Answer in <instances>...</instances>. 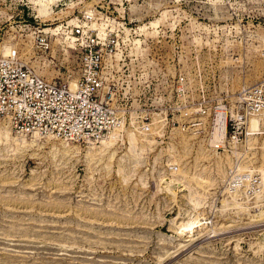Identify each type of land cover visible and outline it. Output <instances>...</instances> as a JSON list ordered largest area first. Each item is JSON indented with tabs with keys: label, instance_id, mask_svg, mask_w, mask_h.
Instances as JSON below:
<instances>
[{
	"label": "rangeland",
	"instance_id": "374dc122",
	"mask_svg": "<svg viewBox=\"0 0 264 264\" xmlns=\"http://www.w3.org/2000/svg\"><path fill=\"white\" fill-rule=\"evenodd\" d=\"M99 28L124 38L115 52L127 63L140 40L161 121L146 135L126 127L100 150L0 120V264H264V134L229 148L225 136L260 71L264 0H0V56L16 50L46 79L75 80L78 42ZM40 30L51 33L45 51L32 40ZM198 33L215 41L197 44ZM185 97L192 119L206 118L200 132L179 126ZM236 169L239 192L228 185Z\"/></svg>",
	"mask_w": 264,
	"mask_h": 264
},
{
	"label": "built area",
	"instance_id": "2783aa9c",
	"mask_svg": "<svg viewBox=\"0 0 264 264\" xmlns=\"http://www.w3.org/2000/svg\"><path fill=\"white\" fill-rule=\"evenodd\" d=\"M42 31L32 36L39 51L50 46L49 35ZM124 42L120 34L112 31L102 36H85L82 43L78 42V76L73 85L67 80L56 81L38 75L22 62L16 50L6 57L0 56V120L16 134L51 135L83 143L99 142L126 127L127 133L149 134L159 124L160 104L163 105L155 88L158 72L148 58H144L145 64L138 62L137 59H142L140 47L139 51L134 48L133 58H128V63L126 57L119 56L115 51ZM178 83L188 85L183 79ZM181 103L177 106L183 120L179 121V126L193 127L200 132L206 118L200 115L192 119L193 104L183 98ZM199 107L197 110H201V104ZM215 115L208 134L210 139ZM252 118L259 120L258 130L264 134V54L257 80L239 92L238 108L226 117L228 148L252 135L248 129ZM214 148L224 149L222 146ZM233 174L228 185L239 192L237 184L245 174L237 169Z\"/></svg>",
	"mask_w": 264,
	"mask_h": 264
},
{
	"label": "bare ground",
	"instance_id": "6f19581e",
	"mask_svg": "<svg viewBox=\"0 0 264 264\" xmlns=\"http://www.w3.org/2000/svg\"><path fill=\"white\" fill-rule=\"evenodd\" d=\"M87 14H91V11H87ZM67 23H76V20H75V22H71V20H69ZM157 23V21H151L150 22V24L151 25H155ZM77 25V24H76ZM146 24H143V25H140L139 26V28H138V30H144L145 28H146ZM193 27V26H192ZM196 27H198V26H196ZM204 27V26H203ZM204 29H206L207 31H208V29H207V27H204ZM42 32H44V33H47L48 35H49V37H50V32H46V31H42ZM103 30H102V28H99V31H98V34L100 35V36H102L103 35ZM67 40L66 41H69V44L71 45V47L73 46V41L75 40L74 39V37H72V36H67V37H65ZM202 37L201 36H199V33L198 34H195V35H193V38H192V41H194L195 43H197V44H200V43H204V44H210V43H212L213 41H215V39H213V40H209L208 39V37H205V40H202ZM139 42H140V40L139 39H135L134 41H133V43H134V48H136L138 51H139V46H138V44H139ZM5 48H7V49H9V51H10V48L9 47H5ZM6 49V50H7ZM6 50H4L5 52H6V54H8V52L6 51ZM136 53V52H135ZM2 57H6V56H2ZM71 83V85H73V83H74V80L73 81H71L70 82ZM220 110V106H219V109H217V111L215 112V114L218 112ZM216 116V115H215ZM251 120L252 119H250V122H249V127H248V129L250 130V133L252 132V134H253V132L255 131V130H258L259 129V127H258V129H255L256 127V125H257V123H256V125H255V123H254V125H253V130L251 129ZM253 123V122H252ZM6 128V127H5ZM4 128V129H5ZM6 131V132H5ZM4 132V134H6V136H8L9 135V131L7 130V128H6V130H5ZM119 133V130L118 131H114V132H112V134L109 136V137H106V138H103V139H101L100 141H99V143L101 142V144H102V146L101 147H99L98 149H100V150H102V147H106V146H108V144L110 145V144H112V140L113 139H115V137L117 136V134ZM127 134H132V133H127ZM159 134H160V132H159ZM18 135H20V134H18ZM23 136H26V135H24V134H22ZM49 137H51V135H48ZM119 136V135H118ZM27 137H41L39 134H32V135H28ZM52 137H54V136H52ZM144 137H146V136H144ZM250 139L252 138V137H249ZM62 140V139H61ZM64 140V139H63ZM21 141H25V137H21ZM67 141V140H66ZM114 142V141H113ZM136 142V141H135ZM25 143V142H24ZM91 145H95V143H90ZM247 144H248V142H247ZM220 147V146H219ZM225 151V150H224ZM258 173V172H257ZM258 175H259V177H260V186L263 188V184H262V177H261V175H260V173H258ZM198 222V221H197ZM193 224H188L189 226H191V227H193V226H195L196 225V221H195V223L194 222H192ZM188 227V226H187Z\"/></svg>",
	"mask_w": 264,
	"mask_h": 264
}]
</instances>
